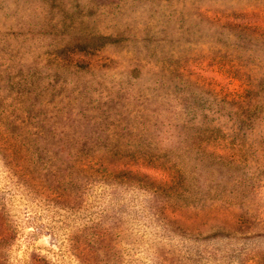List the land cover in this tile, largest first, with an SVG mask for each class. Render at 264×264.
<instances>
[{
  "label": "rangeland",
  "instance_id": "374dc122",
  "mask_svg": "<svg viewBox=\"0 0 264 264\" xmlns=\"http://www.w3.org/2000/svg\"><path fill=\"white\" fill-rule=\"evenodd\" d=\"M151 122L231 177L156 193ZM0 264H264V0H0Z\"/></svg>",
  "mask_w": 264,
  "mask_h": 264
},
{
  "label": "trees",
  "instance_id": "16d2710c",
  "mask_svg": "<svg viewBox=\"0 0 264 264\" xmlns=\"http://www.w3.org/2000/svg\"><path fill=\"white\" fill-rule=\"evenodd\" d=\"M152 128L155 132L157 127L151 122L147 126H143L142 130L148 131L150 138L166 142L163 153L173 156V159H167L159 164L166 171L169 181H164L163 184H158L155 187L152 186L156 193H163L168 199L178 200L181 204L187 203L189 199H193L189 195L190 192H194L195 196H198L203 188L209 187L208 184L216 181L218 176L228 175L227 177H231L230 170L225 169L231 161L223 159L213 152H208L202 147L205 142H210L215 138L212 131L206 133L201 128L186 129L184 127L178 131L153 134ZM148 145L151 146L152 143L149 141ZM156 148L161 149V147ZM158 158L157 156L150 160ZM182 183L181 189H178Z\"/></svg>",
  "mask_w": 264,
  "mask_h": 264
}]
</instances>
